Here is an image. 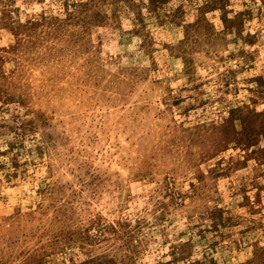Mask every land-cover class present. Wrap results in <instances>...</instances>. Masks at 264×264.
I'll return each instance as SVG.
<instances>
[{"label": "rangeland", "instance_id": "rangeland-1", "mask_svg": "<svg viewBox=\"0 0 264 264\" xmlns=\"http://www.w3.org/2000/svg\"><path fill=\"white\" fill-rule=\"evenodd\" d=\"M0 264H264V0H0Z\"/></svg>", "mask_w": 264, "mask_h": 264}]
</instances>
